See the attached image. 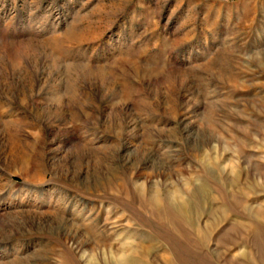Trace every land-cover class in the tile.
Returning a JSON list of instances; mask_svg holds the SVG:
<instances>
[{
	"label": "rangeland",
	"instance_id": "1",
	"mask_svg": "<svg viewBox=\"0 0 264 264\" xmlns=\"http://www.w3.org/2000/svg\"><path fill=\"white\" fill-rule=\"evenodd\" d=\"M0 264H264V0H0Z\"/></svg>",
	"mask_w": 264,
	"mask_h": 264
}]
</instances>
